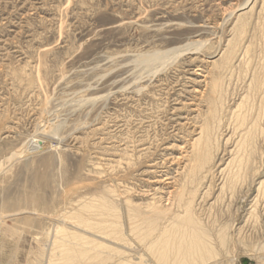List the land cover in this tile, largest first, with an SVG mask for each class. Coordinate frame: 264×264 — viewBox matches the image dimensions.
Wrapping results in <instances>:
<instances>
[{
	"label": "rangeland",
	"instance_id": "374dc122",
	"mask_svg": "<svg viewBox=\"0 0 264 264\" xmlns=\"http://www.w3.org/2000/svg\"><path fill=\"white\" fill-rule=\"evenodd\" d=\"M259 12L264 0H0V264H45L51 253V264H113L110 241L181 264L151 243L193 210L213 245L196 264H264ZM195 41L175 61H136ZM258 118L257 154L239 165L242 132ZM119 224L123 241L98 232ZM57 236L66 244L52 249Z\"/></svg>",
	"mask_w": 264,
	"mask_h": 264
},
{
	"label": "bare ground",
	"instance_id": "6f19581e",
	"mask_svg": "<svg viewBox=\"0 0 264 264\" xmlns=\"http://www.w3.org/2000/svg\"><path fill=\"white\" fill-rule=\"evenodd\" d=\"M246 4H248V3H246ZM248 7V6H247ZM262 10H263V7H262ZM234 13V12H233ZM259 13H263V12H259ZM264 14V13H263ZM243 15V14H242ZM233 17V16H232ZM259 17V16H258ZM252 18V17H251ZM240 19H241V17H240ZM241 22V21H240ZM257 22V21H256ZM259 22V21H258ZM264 23V22H263ZM240 24V23H239ZM242 25V24H241ZM248 25V24H247ZM222 26V25H221ZM243 26V25H242ZM256 26H258V23H257V25ZM238 27V26H237ZM263 27V26H262ZM238 29V28H237ZM246 29V28H245ZM262 32H263V29H262ZM240 33V32H239ZM238 33V34H239ZM222 34V33H221ZM243 34V33H242ZM240 35H241V33H240ZM245 35V34H244ZM243 35V36H244ZM262 36H263V33H262ZM243 38V37H242ZM264 38V37H263ZM210 41V40H209ZM232 41V40H231ZM202 42V41H201ZM205 42V41H204ZM233 42H235V41H233ZM251 42V41H250ZM231 43V42H230ZM233 44V43H232ZM231 44V45H232ZM200 45V42H187V43H185V44H183V45H180V46H177V47H174V48H170L169 50H166V51H163V52H159V50L157 51V52H154V53H152V54H142V55H140V57H138L139 59H135L136 61H140V64H151V63H155V62H166L167 60L169 61V60H172V61H175V60H173V59H176V58H178V57H180V56H182V55H184V54H186V53H189V52H192V50H198L199 48H198V46ZM207 45V44H206ZM230 45V44H229ZM230 45V46H231ZM237 45V44H236ZM239 46V45H238ZM206 47V46H205ZM233 47H235V46H233ZM237 47V46H236ZM248 48V47H247ZM247 48H246V50H247ZM249 48H250V46H249ZM237 49V48H236ZM252 49V48H251ZM246 50H244V51H246ZM161 51V50H160ZM251 51V50H250ZM249 51V52H250ZM232 52H233V50H232ZM247 52V51H246ZM248 52V53H249ZM262 52V51H261ZM247 53V54H248ZM245 54V53H244ZM232 54L230 53V56H231ZM235 55V54H234ZM249 55V54H248ZM234 57V56H233ZM243 57V56H242ZM230 58V57H229ZM246 59H247V57H246ZM134 60V59H133ZM134 60V61H135ZM229 60V59H228ZM227 60V62H229ZM234 60V59H233ZM243 60V59H242ZM264 60V59H263ZM121 61V60H120ZM245 61V60H244ZM243 62V61H242ZM177 63V62H176ZM226 63V62H225ZM133 64V63H132ZM123 65V64H122ZM125 65H123V67H124ZM126 66H129V65H126ZM131 66V65H130ZM142 66V65H141ZM166 66V65H165ZM227 66V65H226ZM262 67H263V65H262ZM127 68V67H126ZM264 68V67H263ZM242 71V70H241ZM256 71H261V70H257V68H256ZM253 72V71H252ZM262 72V71H261ZM256 73H258V72H256ZM262 74V73H261ZM261 74H259V76L261 75ZM158 75V74H157ZM156 75V76H157ZM250 75H251V73H250ZM155 76V77H156ZM257 76V75H256ZM263 76V75H262ZM261 76V77H262ZM261 77H260V79H261ZM253 78H254V76H253ZM143 79V78H142ZM248 80V79H247ZM258 80V79H257ZM264 80V79H263ZM208 81V80H207ZM254 81H256V80H254ZM262 82V81H261ZM144 83V82H143ZM137 84V83H136ZM264 84V83H263ZM246 85V84H245ZM248 85V84H247ZM260 85V84H259ZM207 86V85H206ZM250 86V85H249ZM248 86V87H249ZM263 86V85H262ZM252 87V86H251ZM257 87V86H256ZM250 88V87H249ZM248 88V89H249ZM254 88V87H253ZM252 88V89H253ZM149 89V88H148ZM260 89V88H259ZM263 90V89H262ZM215 91L216 92H220V87H219V85H217V87H216V89H215ZM249 91V90H248ZM252 91V90H251ZM261 91V90H260ZM253 93V92H252ZM260 93V92H259ZM250 94V93H249ZM254 94H255V92H254ZM204 95V94H203ZM224 95V94H223ZM247 95V94H246ZM259 95V94H258ZM257 95V98H260L259 96ZM264 95V94H263ZM221 96H222V94H221ZM253 96H255V95H253ZM251 97V95L249 96V98ZM262 97V96H261ZM222 98V97H221ZM248 98V97H247ZM252 98V97H251ZM251 98H250V100H251ZM261 99V98H260ZM264 97L262 98V101L264 102ZM218 100H220V99H218ZM222 100H223V98H222ZM244 100H246V99H244ZM257 100V99H256ZM254 101H255V99H254ZM261 101V102H262ZM220 102H221V100H220ZM256 102V101H255ZM249 103H250V101H249ZM260 103V102H259ZM244 104H245V102H244ZM262 104V103H261ZM249 105V104H248ZM254 105V104H253ZM256 105V104H255ZM245 106V105H244ZM243 105H241V107H244ZM247 106V105H246ZM253 107H255V106H253ZM260 107V106H259ZM238 108H240L239 107V105H238ZM248 109H249V107H247ZM252 108V107H251ZM264 108V107H263ZM241 109V108H240ZM245 109V108H244ZM244 109H242V110H244ZM248 109H247V111H248ZM253 109V108H252ZM256 109H254V111H255ZM259 110V109H258ZM262 111V110H261ZM260 111V112H261ZM235 112V111H234ZM239 112V111H238ZM249 112V111H248ZM250 112H251V110H250ZM240 113H241V111H240ZM242 113H243V111H242ZM235 114V113H234ZM233 114V115H234ZM239 114V113H238ZM245 114V113H244ZM252 114L253 113H251V116H252ZM257 114V113H256ZM264 114V113H263ZM242 115V114H241ZM241 115H237V117H239V118H242V117H240ZM261 115V114H260ZM235 116V115H234ZM244 116H246L247 117V114L246 115H244ZM235 118V120L237 119L238 121L240 120L239 118ZM260 117V116H259ZM250 118V117H249ZM256 118V117H255ZM264 118V117H263ZM262 118V119H263ZM243 119H244V117H243ZM247 120H248V118H246ZM233 120H234V118H233ZM245 120V119H244ZM252 120V119H251ZM243 121V120H242ZM250 121V120H249ZM248 121V122H249ZM258 121H259V118L258 119H255V121H253V123H252V125L250 124V126L249 125H247L246 124V132H242V135H243V133H245V138L243 139V141H242V143H241V148H242V150L244 149V151H246L245 153H246V155L247 156H245L246 158H241V160L239 159V162H238V160H236V159H234L235 161L233 162V163H235L236 161L239 163V165H244V163L248 160L249 161V159H250V155L252 154V157H255L256 156V154H255V156L253 155V152L254 151H256V150H254V144L255 143H257V136L260 134L259 133V128H258ZM260 121H261V119H260ZM244 122H246V121H244ZM247 122V123H248ZM250 122H252V121H250ZM238 123V122H237ZM235 124V123H234ZM238 124H240V123H238ZM241 124H242V122H241ZM216 126V125H215ZM215 126H214V129H215ZM218 126H220V124L218 125ZM217 126V127H218ZM239 126V125H238ZM243 126H245V125H242V126H239V129H240V127L242 128ZM232 127V126H231ZM236 127H237V124H236ZM263 127H264V125H263ZM262 127V128H263ZM211 128V127H210ZM204 129V128H203ZM237 130H238V127H237ZM236 130V131H237ZM242 130H243V128H242ZM216 131V130H215ZM217 131H219V130H217ZM244 131H245V129H244ZM262 131V130H261ZM231 132V131H230ZM239 133V132H238ZM259 133V134H258ZM233 134V133H232ZM240 135H241V133H239ZM201 135H202V137H204L205 138V144L204 145H202L203 147H202V153H201V157H203L202 159H204V161L205 162H207L209 159H211V157H212V155H213V149H214V146H213V140H215V138H217V135H216V133L215 134H213L212 133V129H211V132L209 131L208 133H206V134H204V132H202L201 133ZM263 136H264V134H262ZM261 135V136H262ZM236 136H238V135H236ZM262 136V137H263ZM232 138H234L233 136H231ZM242 137V136H241ZM241 137H239V138H241ZM262 137H260V138H262ZM228 138H230V137H228ZM259 138V137H258ZM259 138V139H260ZM237 138L235 137V140H236ZM263 139V138H262ZM262 139H261V141H262ZM196 140V139H195ZM234 139L232 140L233 141V143H234V141H235ZM227 141H229V140H227ZM231 141V140H230ZM229 141V142H230ZM236 141H238V140H236ZM235 141V142H236ZM217 142V140L214 142V143H216ZM226 143H228V142H226ZM237 143H239V141L238 142H236L235 144H237ZM264 143V142H263ZM231 144V143H230ZM258 144H259V142H258ZM201 145V144H200ZM218 143L216 144V148H218ZM240 145V144H239ZM251 145H253L252 146V148H250L249 149V146L251 147ZM261 145V144H260ZM235 146V145H234ZM257 146V145H256ZM226 147V146H225ZM236 147V146H235ZM259 146H257L256 148L257 149H259L258 148ZM239 148V147H238ZM263 148V147H262ZM192 149V148H191ZM200 149V148H199ZM233 150V149H232ZM231 150V151H232ZM240 150V149H239ZM215 151V150H214ZM231 151H230V153H231ZM20 152V151H19ZM236 152V151H235ZM234 152V153H235ZM243 152V151H242ZM258 152V154H259V151H257ZM233 153V154H234ZM244 153V154H245ZM262 153V152H261ZM219 154V153H218ZM239 154V153H238ZM203 155V156H202ZM264 155V154H263ZM241 156V155H240ZM232 157H235V156H233L232 155ZM237 157V156H236ZM241 157H243V156H241ZM247 157H248V159H247ZM211 161H212V159H211ZM251 161H252V159H251ZM251 161H250V163H251ZM209 162V161H208ZM226 162V161H225ZM228 162H230V161H228ZM257 162V161H256ZM255 162V163H256ZM231 163V162H230ZM246 163H248V162H246ZM250 163L248 164V165H250ZM228 164V163H227ZM257 164V163H256ZM203 165V164H202ZM238 165V164H237ZM205 166V165H204ZM228 166H229V164H228ZM232 166H233V164H232ZM231 167V166H230ZM246 167H247V165H246ZM232 168H235V166L234 167H232ZM253 168V167H252ZM230 169V168H229ZM242 169V168H241ZM244 169V168H243ZM243 169H242V171H243ZM247 169H249V168H247ZM235 170V169H234ZM227 171V170H226ZM225 172V171H224ZM236 172V171H235ZM245 173H247V172H245ZM115 174V173H114ZM232 173H230V175H231ZM234 174V173H233ZM245 176H246V174H244ZM237 176V175H236ZM236 176H234L233 177V179L234 178H236ZM166 177V176H165ZM195 177H197V176H194V178ZM165 181V180H164ZM221 183V182H220ZM226 184V183H225ZM234 184V183H233ZM263 183H262V181H261V183H260V185H262ZM259 185V186H260ZM234 186V185H233ZM209 187V186H208ZM174 190V189H173ZM175 192V191H174ZM221 192V191H220ZM168 193V192H167ZM261 193V192H260ZM231 195V194H230ZM170 196V195H169ZM183 199H184V196H181V198H180V201H181V203L183 202ZM216 199V198H215ZM193 200V199H192ZM257 200V199H256ZM185 201V200H184ZM111 202H112V200H111ZM189 204L188 205H190L191 203H192V201L190 200V202H189V200L187 201ZM117 203V202H116ZM185 203V202H184ZM251 203V202H250ZM153 204V203H152ZM187 205V204H186ZM197 205V204H196ZM114 206V205H113ZM111 207V206H110ZM168 207V206H167ZM206 207V206H205ZM136 208H137V206H136ZM178 208V207H177ZM154 209V208H153ZM189 210V209H188ZM188 210L186 211V212H188ZM135 211V210H134ZM156 211V210H155ZM194 211V210H193ZM189 212V214H188V216L189 217H187L188 218V222H187V224H181V223H178L179 225H177L176 223L177 222H174V223H172L170 226H167V229L166 230H163V231H160L159 232V234H158V238H156V240H153V242L151 243V246L153 247V248H155V252H157V253H159V255H160V259L162 260V261H166L167 260V257H169V255L171 254V255H173V256H175V257H177V259H176V261L175 262H177V263H181V264H188V263H199V260L201 259V257H203L202 255L205 253V251H207V252H212V250H211V247L213 246V245H211L210 246V239H209V237H208V234H207V231H206V229L201 225V223H200V221L197 219V218H195V214H194V212ZM208 211V210H207ZM250 211V210H249ZM118 212V211H117ZM161 213V215H162V212H160ZM164 213V212H163ZM197 213V212H196ZM155 214V213H154ZM66 215V214H65ZM105 215V214H104ZM178 215V214H177ZM181 215H183V214H181ZM65 217V216H64ZM173 217V216H172ZM183 217V216H182ZM168 218V217H167ZM181 218V217H180ZM249 219V218H248ZM157 220V219H156ZM170 220V219H169ZM162 221V220H161ZM179 222V221H178ZM92 223V222H91ZM142 223V222H141ZM164 223V222H163ZM101 224V223H100ZM98 225V224H97ZM119 227V228H118ZM117 228H118V230L116 229L115 230V228H114V231L113 230H108V228H100L99 227V229H98V232H102V233H104V234H109V233H113V232H115V234L120 238V240L121 241H123L124 239H125V236H126V232L123 230V225H120L119 224V226H118ZM66 228V227H65ZM76 228V227H75ZM81 230H82V232H85V233H88L89 234V231H87L86 229H82V228H80ZM158 229V228H157ZM79 230V229H78ZM126 230V229H125ZM222 230H219L218 231V236H220V243L223 245V244H225V243H227V240L225 239V234L223 233V232H221ZM56 232H58V233H62V232H65V229H64V227H62V226H57L56 227ZM79 233V234H81V236L83 235V233ZM71 232H66V234L65 235H69ZM229 233V232H228ZM235 233V232H234ZM57 234V233H56ZM59 235V234H58ZM89 235H92V237H94L95 239H93V240H90L91 242H97V245H104V246H106V244H105V242H104V240L103 239H105L103 236H101L100 234H98V233H90ZM57 238H58V236L56 237V241H53L54 242V245H53V248L52 249H54V246L55 245H58L59 247L61 246V245H63V244H66V242L64 243V242H60V241H57ZM229 238H230V235H229ZM99 240H102V241H99ZM60 243H63V244H60ZM110 243H113V245H117V251H118V262H117V260L115 261V262H113V264H154L151 260H149V259H146L145 257H144V255L145 254H141L142 253V250H141V253L139 252V250H137V251H135V250H133V249H130L129 247H128V245H126V244H124V243H122V242H117V243H115L114 241H110ZM149 244V243H148ZM112 245V244H111ZM150 246V245H149ZM67 246L65 245V251L67 250V251H70V248H66ZM116 248V247H115ZM49 249V248H48ZM48 249H47V251H48ZM149 249V248H148ZM46 250V249H45ZM50 251H53V250H51V248H50ZM51 253V252H50ZM174 253V254H173ZM48 254V253H47ZM51 255H52V253H51ZM51 255L50 256H48L47 257V259L45 260L46 262H44L45 264H51V263H53L52 262V257H51ZM170 255V256H171ZM147 256V255H146ZM66 257H68V255L66 256ZM70 258V260H69V263L70 264H74L75 263V259H76V257H73V256H71V257H69ZM172 259V258H171ZM170 259V260H171ZM209 260V259H208ZM235 261V259L234 258H232V260H231V263L230 264H233V262ZM220 262L219 261H216V264H219Z\"/></svg>",
	"mask_w": 264,
	"mask_h": 264
}]
</instances>
